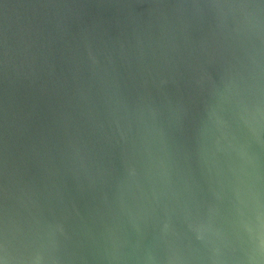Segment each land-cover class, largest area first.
Listing matches in <instances>:
<instances>
[{
    "label": "water",
    "instance_id": "obj_1",
    "mask_svg": "<svg viewBox=\"0 0 264 264\" xmlns=\"http://www.w3.org/2000/svg\"><path fill=\"white\" fill-rule=\"evenodd\" d=\"M0 264H264V0H0Z\"/></svg>",
    "mask_w": 264,
    "mask_h": 264
}]
</instances>
